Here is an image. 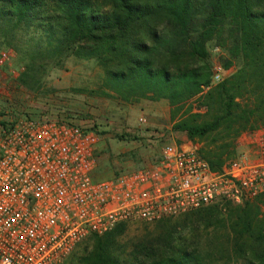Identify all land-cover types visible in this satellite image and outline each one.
<instances>
[{"label":"trees","instance_id":"trees-1","mask_svg":"<svg viewBox=\"0 0 264 264\" xmlns=\"http://www.w3.org/2000/svg\"><path fill=\"white\" fill-rule=\"evenodd\" d=\"M0 36L27 58L25 73L44 55L72 52L96 59L106 85L127 101L167 98L174 107L204 101L209 118L175 126L191 138L232 127L233 120L241 130L264 126V0H0ZM212 46L237 62V70L213 86ZM200 154L213 169L225 163L221 152ZM263 195L154 222L156 230L133 246L135 264H222L231 258L264 264ZM128 223L89 236L83 264H121L118 244Z\"/></svg>","mask_w":264,"mask_h":264},{"label":"built area","instance_id":"built-area-1","mask_svg":"<svg viewBox=\"0 0 264 264\" xmlns=\"http://www.w3.org/2000/svg\"><path fill=\"white\" fill-rule=\"evenodd\" d=\"M13 59L0 36V68ZM222 71L215 67L213 82L224 79ZM100 141L99 132L76 123L0 116V264H65L89 236L121 222L154 223L264 193L261 130L240 138L221 169L197 146L172 142L149 165L104 178L95 174Z\"/></svg>","mask_w":264,"mask_h":264},{"label":"rangeland","instance_id":"rangeland-1","mask_svg":"<svg viewBox=\"0 0 264 264\" xmlns=\"http://www.w3.org/2000/svg\"><path fill=\"white\" fill-rule=\"evenodd\" d=\"M2 44L7 46L3 39ZM13 52L12 63L0 68V116L63 120L99 132L101 141L95 153V174L101 178L149 165L159 156L162 147L172 142L192 144L205 153L221 152L226 163L238 153L240 138L252 131H264V126L241 130L242 123L233 120L232 127L226 124L202 138H191L188 132L175 126L184 120L195 118L202 122L209 118L205 114L208 107L198 98L175 107L167 98L127 101L106 85L105 70L96 59L79 58L72 52H64L62 58L44 55L38 60V68H30L25 73L22 67L28 64L27 58L14 49ZM211 55L213 72L216 66H221L224 79L237 70V62L229 59L223 48L212 46ZM220 82L212 81V86ZM198 113L201 117L193 116ZM141 117L146 122H141ZM260 198L264 202V195ZM127 227L119 241L117 256L121 264H135V242L156 228L154 223L144 222H129ZM210 232L211 229L203 232V242L211 236ZM92 243L91 239L80 243L66 264H83ZM234 263L235 259L231 258L222 264Z\"/></svg>","mask_w":264,"mask_h":264}]
</instances>
